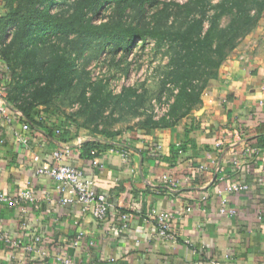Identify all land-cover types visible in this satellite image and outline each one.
Returning <instances> with one entry per match:
<instances>
[{
  "label": "crops",
  "instance_id": "1",
  "mask_svg": "<svg viewBox=\"0 0 264 264\" xmlns=\"http://www.w3.org/2000/svg\"><path fill=\"white\" fill-rule=\"evenodd\" d=\"M5 66L0 84L11 80ZM201 98L174 127L106 139L73 126L65 136L58 115L24 130L25 117L8 102L11 119L0 125V189L14 197L29 189L34 200L0 206V264H264V12ZM85 136L103 143L91 156L79 144ZM247 146L259 152L244 155ZM60 147L67 148L60 162L83 167L85 179L109 199L106 221L77 200L60 202L55 181L37 174ZM233 181L249 188L226 191ZM223 206L236 213H221ZM165 210L174 213L176 242L157 234L156 214ZM3 237L35 249L15 250Z\"/></svg>",
  "mask_w": 264,
  "mask_h": 264
},
{
  "label": "trees",
  "instance_id": "2",
  "mask_svg": "<svg viewBox=\"0 0 264 264\" xmlns=\"http://www.w3.org/2000/svg\"><path fill=\"white\" fill-rule=\"evenodd\" d=\"M107 2L114 5L113 13L105 20L94 21L90 13ZM163 2L164 5L154 12L150 22L133 24L123 20L130 7L143 9L147 3L158 6ZM2 6L1 34L11 26L15 27L11 40L0 45V65L4 62L6 73L11 76L8 81V102L10 107L21 112L30 126L38 128L43 127L46 117L39 118L34 110L35 104L40 102L45 105L48 116H53L51 107L54 94L72 84L69 78L70 58L66 57L65 50L59 44L48 43L53 37L78 36L81 41L76 46L79 56L94 43L97 45L94 51L96 56L109 43L116 48H128V51L136 39L145 43L152 38L157 46L168 45L172 54L167 65L168 73L162 79V90H170L167 97L172 101L169 100L165 114L159 117L148 114L139 121L138 126L129 129L138 134L151 133L158 127H174L181 118L190 115L201 104V95L209 80L218 76L223 62L256 27L264 12V0H221L217 4H213V0H187L183 3L162 0H72L67 8L57 11L53 9L59 6L57 0H3ZM212 9L215 12L208 16ZM227 14L231 18L222 25L221 19ZM206 17L209 20H205ZM36 41L49 44L42 60ZM16 76L22 81L17 80ZM102 78L90 81L92 92L87 95L84 90L82 108L74 117L62 116L65 124L63 135L69 134L72 126L81 130L92 125L93 131L100 133L104 139L117 135L119 131L99 129V121L106 117L110 101L117 98V102L135 107L148 99L147 88L142 89L135 84L123 86L121 93L113 96L107 90L109 80ZM56 84L57 87H54ZM17 87L28 90L29 97L19 98ZM76 115L85 116V120L79 122ZM102 144L93 138L85 140L81 147L84 154L91 156V151L100 149Z\"/></svg>",
  "mask_w": 264,
  "mask_h": 264
},
{
  "label": "rangeland",
  "instance_id": "3",
  "mask_svg": "<svg viewBox=\"0 0 264 264\" xmlns=\"http://www.w3.org/2000/svg\"><path fill=\"white\" fill-rule=\"evenodd\" d=\"M68 1L70 0H57L59 6H54V11L63 7L67 8L72 0L70 2ZM162 1L183 3L187 0ZM220 1L213 0V4H217ZM163 5L164 2L158 6L147 3L143 9L130 7L126 11L123 20L128 23L132 22L133 24L150 22L154 12ZM113 11L114 5L107 2L96 11L90 13V15H93L94 21L100 22L101 20L107 19ZM214 12L215 10H210L208 16L213 15ZM230 18V14L224 15L221 19V24L224 25ZM205 20H209V17H206ZM207 25L208 22H206ZM14 30L15 27L11 26L6 32H3L0 35L1 41L5 40L3 43L9 42ZM77 37L76 35H70L68 38L63 37L62 39L53 37V39L48 41L51 44H59L61 49L65 50L64 53L66 57L70 58L69 65H71L69 78L72 79V84L70 87L54 94L52 99L53 105L51 107L54 115H71L74 117V114H77L82 108L83 103L81 98L84 90L87 91V95H90L92 92L90 81L101 79L102 77H106L109 80L107 90L113 96L120 94L123 86L135 84L142 89L147 88L148 99L144 104H138L135 107H130L123 102H117V98L112 99L106 109V117L102 122L99 121V129L119 131L122 133L123 131H129V129L138 126L139 121L143 120L148 114H152L155 117L165 114V109L169 105L170 98L167 95H170V90H162V79L168 73L167 65L172 54L168 45L157 46L152 38H148L145 43L141 39H136L130 51H128V48H116L113 43H109L96 56V52L94 51L97 49V45L94 43L93 46H89V49L84 54L79 56L76 46L81 41ZM35 44L38 46L39 58L42 60L46 54L45 51H48L47 46L49 44L41 41H36ZM19 67L21 68V66ZM16 79L22 81L19 76H16ZM54 87H57V84ZM18 91L20 93L19 98L20 96L25 98L29 97L28 90L17 87V94ZM34 110L36 114H39L38 116L49 117L45 111V105L40 102L35 104ZM76 118L79 122L85 120V116L83 115H76ZM93 128L94 125L90 128L83 127V129H88L90 132L96 133L93 131Z\"/></svg>",
  "mask_w": 264,
  "mask_h": 264
},
{
  "label": "built area",
  "instance_id": "4",
  "mask_svg": "<svg viewBox=\"0 0 264 264\" xmlns=\"http://www.w3.org/2000/svg\"><path fill=\"white\" fill-rule=\"evenodd\" d=\"M9 89L10 85L8 84V82L0 84V125H3L5 122L10 121L11 119V115L8 109ZM168 108L165 109V112L168 110ZM39 118L44 119L42 116H39ZM29 128L30 124L28 122L24 123L23 129L28 130ZM19 137L24 143L28 141L23 132L19 133ZM93 138V136H85L83 139H79V144L82 145L85 140H92ZM128 145L130 146V144ZM217 145L221 147V143H218ZM223 150V147H221L220 152H222ZM253 151L259 152L256 148L247 146L244 149L243 154L246 155ZM66 152L67 148L64 147H60L54 150V162H43L39 164L36 170L37 174L48 176L55 181L57 189L60 193V202L70 203L77 200L83 204L85 210H91L96 220L100 222L106 221L111 206L109 199L104 193L97 190L92 181L85 179V170L83 167L71 163L60 162L64 158ZM95 152V150L92 151V153ZM123 153L125 154V156H128L129 154L128 150L126 149ZM201 167H204V165ZM222 178L223 176L218 179L220 180ZM248 188L249 184L245 181H233L229 182L226 185L225 190L228 192H238L247 190ZM218 192L222 193L223 191L221 189H218ZM23 200L33 201V192L29 189H25L22 190L19 196L14 197L0 189V206L6 202L15 204ZM221 213L233 215L236 213V209L223 206L221 208ZM173 217L174 213L170 210L157 212L156 228L159 237L166 241L176 242L178 236L172 224ZM3 239L6 242L7 246H10L15 250L27 245H24L25 243L21 238L3 237ZM34 239L36 242H40L42 241V236L38 235ZM78 242L79 240H76L75 243L78 244ZM26 248L31 251L35 249L34 246L30 244L27 245ZM65 261L68 263L70 262V259H65Z\"/></svg>",
  "mask_w": 264,
  "mask_h": 264
}]
</instances>
